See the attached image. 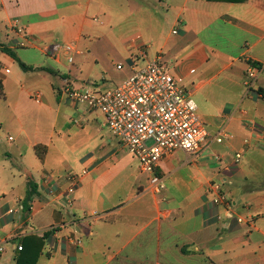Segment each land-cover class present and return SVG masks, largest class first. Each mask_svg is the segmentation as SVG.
Instances as JSON below:
<instances>
[{"label":"crops","instance_id":"0c3cea01","mask_svg":"<svg viewBox=\"0 0 264 264\" xmlns=\"http://www.w3.org/2000/svg\"><path fill=\"white\" fill-rule=\"evenodd\" d=\"M94 3L105 17L130 19L122 45L132 73L144 48L193 97L212 86L223 93L215 103L193 99L211 134L223 127L230 138L196 159L176 152L162 160L161 192L134 156L124 192L117 151L109 158L92 145L117 139L105 117L61 93L65 82L107 80ZM57 44L73 45L72 63L55 54ZM250 62L260 65L252 89ZM72 177L67 210L60 203ZM214 185L253 223L229 219ZM73 232L79 247L65 241ZM0 249V264H264V0H0Z\"/></svg>","mask_w":264,"mask_h":264},{"label":"built area","instance_id":"2783aa9c","mask_svg":"<svg viewBox=\"0 0 264 264\" xmlns=\"http://www.w3.org/2000/svg\"><path fill=\"white\" fill-rule=\"evenodd\" d=\"M16 30L24 35L22 28L17 27ZM174 33L177 34V30ZM29 41L25 34L23 44ZM55 48V54L62 50L68 56V61L73 62L76 51L72 44H57ZM137 56L144 61L143 65L120 86L105 89L92 84L87 88H75L70 82H65L61 93L74 104H85L100 111L121 146L138 160L139 171L148 177L150 189L161 192L165 189V184L157 174V169L162 160L176 152H183L194 159L199 158L212 143L222 144L230 136L223 127L216 134H211L198 114L192 90L181 86L159 57L150 58L144 48ZM122 68V65H117L118 70ZM257 69L260 67L250 62L245 82L250 89L258 77ZM245 144H248L247 140ZM242 156V152L235 154L236 164L240 163ZM76 188V180L72 177L60 203L63 209H73ZM213 190L216 193L214 203L225 210L229 219H234L239 224L253 223V217L234 214L236 203L220 185H214ZM88 217L83 215L80 221L87 220ZM67 226L72 228L75 225L71 222L68 225L63 223L52 227L50 231L57 234ZM65 241L75 247L83 243L82 237L74 232L66 236ZM17 249L22 251V245H18Z\"/></svg>","mask_w":264,"mask_h":264},{"label":"rangeland","instance_id":"374dc122","mask_svg":"<svg viewBox=\"0 0 264 264\" xmlns=\"http://www.w3.org/2000/svg\"><path fill=\"white\" fill-rule=\"evenodd\" d=\"M95 3L93 4V6H96V8L90 15L91 17L98 18L95 26L103 30V34L100 36L99 41L96 43L95 47L100 54L104 55L105 58V62L103 63L101 68L98 67V69L102 76L106 77L107 80L98 81L99 78H94V80L98 82V86L101 88L103 87L105 89H113L126 82L133 75L129 67V62L125 60L126 50L124 45H122V37L125 36L123 35V33L131 29L130 19L124 20V23L121 18L115 14V12L108 14V16L110 17H105L104 13L101 11V9H98V5H96ZM109 53L112 54L111 57L108 55ZM117 64H121L122 67H124L123 70H118L116 68ZM218 89L219 86L208 87L193 98H195V100L199 102L201 100V105H204L206 102H218L223 97V93H219ZM224 144L222 143V145ZM92 145H95L96 152L99 155L108 156L109 158L113 157V153L117 151V157L119 158V160H121V165L123 168L121 174L123 179L125 180L123 183V189L124 192L128 191L131 187L130 183L134 179L132 177L129 180V172L131 170L130 168H132V171L136 170V162L132 158V155L121 145H119L117 139H115L112 135H110V139L107 138L104 140V142L94 140L92 141ZM213 156L216 158L217 156L220 157L221 154L216 153ZM125 165L129 166L130 168L127 169ZM142 178H146V175H142Z\"/></svg>","mask_w":264,"mask_h":264},{"label":"trees","instance_id":"16d2710c","mask_svg":"<svg viewBox=\"0 0 264 264\" xmlns=\"http://www.w3.org/2000/svg\"><path fill=\"white\" fill-rule=\"evenodd\" d=\"M6 51H8L15 59H17L18 60V62L20 63V65H21V67L23 68V69H28L29 67H27L23 62H21L17 57H16V55L13 53V52H11V51H9V50H7L6 49ZM255 66H258V67H260V65L259 64H254ZM29 69H31V68H29Z\"/></svg>","mask_w":264,"mask_h":264}]
</instances>
